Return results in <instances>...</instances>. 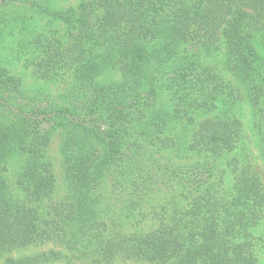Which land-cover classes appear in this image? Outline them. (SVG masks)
<instances>
[{
    "label": "trees",
    "instance_id": "1",
    "mask_svg": "<svg viewBox=\"0 0 264 264\" xmlns=\"http://www.w3.org/2000/svg\"><path fill=\"white\" fill-rule=\"evenodd\" d=\"M59 1L0 0V264H260L264 0Z\"/></svg>",
    "mask_w": 264,
    "mask_h": 264
},
{
    "label": "rangeland",
    "instance_id": "2",
    "mask_svg": "<svg viewBox=\"0 0 264 264\" xmlns=\"http://www.w3.org/2000/svg\"><path fill=\"white\" fill-rule=\"evenodd\" d=\"M79 1L80 0H60L58 3V7L61 9H66L77 5ZM202 59L206 63V65L214 67L216 71H218V73H220L227 80L232 81L233 83L232 76L223 67V60H224L223 50H220L219 52L211 56L203 55ZM13 72L16 76L22 79L26 91L29 92L30 94H35L36 92L39 91V92H46L52 95H57L59 93L65 92L69 88V84L71 83V80L62 84H48L46 82L39 81L34 77L32 68L27 67V65L24 62H17L13 66ZM107 73L104 74V76H102L101 79L113 80V78L116 79L120 77V74H118L117 72H112L108 74ZM233 114H235L243 124L244 153L249 158L248 160L249 161L251 160L256 173L258 174L264 185V160L261 157L260 150L257 145V135L253 128L251 109L249 108V105L245 101H241L237 104V107L233 110ZM59 150H60V137L56 136L49 150L50 156L52 160L55 162V165L57 166L56 172L59 177V188H58V194L56 196V200L63 199L67 193V185L63 177L64 176L63 170L60 169L59 167V163L61 162V155L59 154ZM18 167L19 166H17V164H14L13 166L14 172L17 171ZM14 172L13 175L11 174L9 175L8 180L10 183L15 182ZM231 183L232 181L230 179L229 184ZM263 228H264V222H263ZM261 230L263 231V229ZM42 250H46V247L33 248L23 252V254L29 255ZM259 258H260V264H264V249L260 251ZM115 264H129V263L123 261H117Z\"/></svg>",
    "mask_w": 264,
    "mask_h": 264
}]
</instances>
